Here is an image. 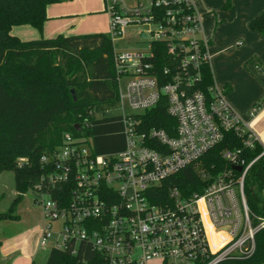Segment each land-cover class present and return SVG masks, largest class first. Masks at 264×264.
<instances>
[{"label":"built area","instance_id":"2783aa9c","mask_svg":"<svg viewBox=\"0 0 264 264\" xmlns=\"http://www.w3.org/2000/svg\"><path fill=\"white\" fill-rule=\"evenodd\" d=\"M103 1L117 103L94 117L121 119L123 149L96 154L90 124L84 121L76 124L79 136L65 132L61 144L41 156L43 173L32 189L38 198H47L36 202L45 221L40 246H47L58 222L52 250L80 256V264H88L87 252L94 256L91 264H220L252 258L264 218L250 213L243 185L250 167L264 156V146L248 165L239 151H224L221 157L230 170L212 176L201 168V159L226 132L249 149L258 142L228 105L224 90L213 84L207 97L196 88L210 55L193 0ZM130 27L140 28L137 39L145 45L116 51L115 43ZM154 43L163 44L168 58L161 70L154 63ZM162 97L176 122L173 137L164 130L141 129L137 117ZM257 111L253 107L250 117ZM189 166L206 182L201 193L184 198L171 189L165 205L151 203L167 179Z\"/></svg>","mask_w":264,"mask_h":264},{"label":"trees","instance_id":"16d2710c","mask_svg":"<svg viewBox=\"0 0 264 264\" xmlns=\"http://www.w3.org/2000/svg\"><path fill=\"white\" fill-rule=\"evenodd\" d=\"M70 0H0V175L13 174L17 195L8 209L0 212V224L18 221L17 206L33 189L43 173L40 158L61 144L65 132L76 136L74 125L87 121L96 154L116 153L123 149V127L119 117L95 119L97 113L114 109L117 103L116 78L112 63V44L105 34L80 36L58 35L52 39L21 41L10 34L13 27L29 26L42 31L48 20L46 8ZM229 5L228 1L223 8ZM248 27L264 35V10ZM158 70L167 65L163 44L154 43ZM213 85L209 64L201 68V80L196 86L209 97ZM73 91V95L71 94ZM166 98L137 117L141 129L164 130L175 134L176 122L166 112ZM255 143L252 149L243 146L242 139L226 132L222 141L200 161L201 168L215 176L230 170L221 154L239 151L248 165L262 153ZM25 159V162H20ZM239 174H236L238 177ZM202 181L193 166L167 179L151 203L165 205L168 191L177 189L184 198L201 193ZM264 156L248 170L243 192L250 213L264 218ZM1 245V243H0ZM255 253L244 261L220 264H264V229L255 236ZM93 254L85 260L91 264ZM80 256L51 250L45 264H80ZM35 264V263H33Z\"/></svg>","mask_w":264,"mask_h":264},{"label":"crops","instance_id":"0c3cea01","mask_svg":"<svg viewBox=\"0 0 264 264\" xmlns=\"http://www.w3.org/2000/svg\"><path fill=\"white\" fill-rule=\"evenodd\" d=\"M226 1L229 5L223 8ZM193 4L201 15L203 37L209 43L213 84L224 90L228 105L243 124L248 125L245 130L264 146V35L248 27L264 10V0H193ZM56 6L52 4L46 8L48 20L39 36L29 26L13 27L10 34L21 41L52 39L45 32L49 22L61 16ZM253 107L258 111L250 117ZM13 250L9 243L2 242L0 262L7 261ZM32 257V249L25 247L24 258L32 260Z\"/></svg>","mask_w":264,"mask_h":264},{"label":"rangeland","instance_id":"374dc122","mask_svg":"<svg viewBox=\"0 0 264 264\" xmlns=\"http://www.w3.org/2000/svg\"><path fill=\"white\" fill-rule=\"evenodd\" d=\"M56 7L61 12V16L49 22V29L45 34L51 36L50 38L57 35H107L108 16L104 11L103 0H70L57 4ZM139 31L138 27L127 28L124 40L115 43L114 49L119 52L130 49L139 50L145 45L137 39ZM34 33L39 36L40 32L36 30ZM124 84L125 79L121 83L122 91ZM125 110L126 113H131L127 107ZM16 195L13 174L11 172L2 173L0 175V212H5L8 209ZM46 200V197L38 198L32 190L28 191L16 209L19 220L0 224V242H7L14 249L10 258H7V261H1V264H10L11 260V264H32V260L35 264L46 263L49 253L58 239L56 233L59 230V223H54L47 246L45 248L40 246L41 227L45 225V221L41 215L40 204H36V202H45ZM25 247L32 249V260L24 258Z\"/></svg>","mask_w":264,"mask_h":264},{"label":"water","instance_id":"95a60500","mask_svg":"<svg viewBox=\"0 0 264 264\" xmlns=\"http://www.w3.org/2000/svg\"><path fill=\"white\" fill-rule=\"evenodd\" d=\"M71 94L73 95V91L71 90ZM74 130L75 131H79L80 130V128L78 127V125H74ZM235 171H237V172H241L242 171V168L241 167H235V168H233Z\"/></svg>","mask_w":264,"mask_h":264}]
</instances>
